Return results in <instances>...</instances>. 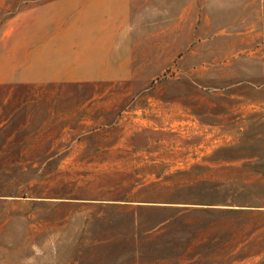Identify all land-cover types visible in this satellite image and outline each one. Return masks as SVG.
<instances>
[{"label":"rangeland","instance_id":"1","mask_svg":"<svg viewBox=\"0 0 264 264\" xmlns=\"http://www.w3.org/2000/svg\"><path fill=\"white\" fill-rule=\"evenodd\" d=\"M51 1L0 0V264H264V0H160L130 78L34 82Z\"/></svg>","mask_w":264,"mask_h":264},{"label":"crops","instance_id":"2","mask_svg":"<svg viewBox=\"0 0 264 264\" xmlns=\"http://www.w3.org/2000/svg\"><path fill=\"white\" fill-rule=\"evenodd\" d=\"M153 2L54 0L34 9L31 34L23 48L25 58L30 57L24 62L32 65L30 80L130 78L135 60L136 22L151 7L161 8L160 0ZM22 79L17 76V80Z\"/></svg>","mask_w":264,"mask_h":264}]
</instances>
